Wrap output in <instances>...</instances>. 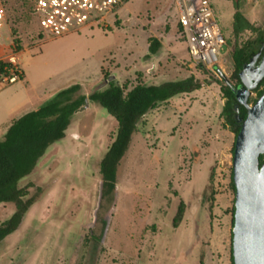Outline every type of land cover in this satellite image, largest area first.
<instances>
[{
    "label": "rangeland",
    "instance_id": "obj_1",
    "mask_svg": "<svg viewBox=\"0 0 264 264\" xmlns=\"http://www.w3.org/2000/svg\"><path fill=\"white\" fill-rule=\"evenodd\" d=\"M209 1L226 42L221 68L193 63L174 0H128L105 25L57 38L42 33L30 0L5 4L0 58L14 49L24 77L13 89L0 78V114L6 110L2 97L13 90L35 101L48 98L45 104L50 93L73 85L89 96L103 83L102 73L129 88L189 77L208 85L141 121L110 198L102 196L100 162L118 123L96 103L77 113L66 138L22 180V186L41 188V197L0 243V264H232L235 135L222 117L225 79L234 85L235 49L264 36V0H240L238 11L234 0ZM146 37L163 40V70L132 80L144 65L139 56ZM251 96L252 105L257 94ZM211 177L214 200L208 201ZM182 202L185 215L175 227ZM14 212L13 204H0V224Z\"/></svg>",
    "mask_w": 264,
    "mask_h": 264
},
{
    "label": "trees",
    "instance_id": "obj_2",
    "mask_svg": "<svg viewBox=\"0 0 264 264\" xmlns=\"http://www.w3.org/2000/svg\"><path fill=\"white\" fill-rule=\"evenodd\" d=\"M8 1L1 0L3 8ZM30 2L33 4L32 0ZM234 6L238 11L240 0H234ZM42 38L43 34L40 35V39ZM160 48L161 43L158 39H150L149 53L151 55H155ZM261 49L264 53V36L248 41L235 49L233 53L235 67L233 83L235 86L241 83L240 72ZM4 67L5 65L0 62V77L4 74ZM207 83L204 80L189 77L181 81H170L160 85L137 83L129 88L127 84H121L115 81L112 76L104 74L103 83L89 96L81 93V85H73L57 93L40 109L27 113L16 120L9 127L4 138L0 140V204H13L15 206L12 217L0 224V243L20 228L26 215L41 197V188H36L34 185L22 186V180L34 173L39 162L52 146L66 138L74 116L87 103L100 105L118 123L115 139L100 162L102 196L110 198L116 194L119 168L141 121L160 105L168 103L175 97L200 91L208 85ZM263 93L264 79L252 94H257L258 99ZM224 95L226 103L222 117L235 135L234 154L237 136L241 129V124L237 122L236 107L238 106L239 115L242 119L247 117V109L238 104L229 86L224 90ZM257 99L254 100L253 104ZM250 103H252V98H250ZM263 160L264 157L262 156L261 165ZM231 187L235 193L232 221L234 226L236 187L233 181V172ZM32 188H36L34 194H31ZM209 190L211 193L207 200L212 201L214 200L212 177L205 192V198H207ZM185 208V204L180 203L177 216L174 219L175 227H178L183 221ZM231 259L232 264H234L233 251Z\"/></svg>",
    "mask_w": 264,
    "mask_h": 264
},
{
    "label": "water",
    "instance_id": "obj_3",
    "mask_svg": "<svg viewBox=\"0 0 264 264\" xmlns=\"http://www.w3.org/2000/svg\"><path fill=\"white\" fill-rule=\"evenodd\" d=\"M241 83L225 79L239 105L247 109L242 119L233 157V181L236 187L233 226L234 264H264V93L250 104L252 92L264 79V53L261 49L239 74ZM89 103L83 108L87 109ZM108 225L106 226V230Z\"/></svg>",
    "mask_w": 264,
    "mask_h": 264
},
{
    "label": "built area",
    "instance_id": "obj_4",
    "mask_svg": "<svg viewBox=\"0 0 264 264\" xmlns=\"http://www.w3.org/2000/svg\"><path fill=\"white\" fill-rule=\"evenodd\" d=\"M128 0H32L43 34L57 38L76 32L92 24H106V20ZM178 22L189 55L194 64L205 68H221L225 38L209 0H174ZM6 30L5 11L0 0V42ZM20 57L14 49L0 58L5 65L0 77L5 85H12L23 76Z\"/></svg>",
    "mask_w": 264,
    "mask_h": 264
},
{
    "label": "crops",
    "instance_id": "obj_5",
    "mask_svg": "<svg viewBox=\"0 0 264 264\" xmlns=\"http://www.w3.org/2000/svg\"><path fill=\"white\" fill-rule=\"evenodd\" d=\"M152 38L153 37L151 38L146 37L144 39L143 52L141 56H139L140 61L144 65L141 67V69H138L135 71L134 77L132 80H136L137 78H139L141 76V73L144 75V79L146 80L150 78L149 77L150 74L152 75L155 73L157 74L159 70H163V64L161 63V59L163 55L162 51L164 48V42L161 38H156L160 41L161 48L155 55H151L149 53V48H150V39ZM0 48L1 50L2 48H4L1 42H0ZM186 48L188 49L187 44H186ZM104 74L105 73H102V77L99 80H101L104 77ZM110 76H112L115 79V81L119 82L116 76L114 75H110ZM23 77H24V74H23ZM18 82L15 84L9 85L8 86L9 89H13L16 85H18ZM119 83L122 84L123 82L120 81ZM151 85H154V84H151ZM82 90H83V87H82ZM16 92L17 91L13 90L12 92L4 94V97H2L3 99H1V101L5 104L6 110L1 112L2 114H0V140L4 138L9 127L16 120L20 119L22 116L26 115L27 113L40 109L43 106V104H45L44 102H46V100L48 99V98L47 99L40 98L38 101H35L28 97L27 98L19 97ZM54 96L55 95H51L50 93L49 98H53Z\"/></svg>",
    "mask_w": 264,
    "mask_h": 264
}]
</instances>
